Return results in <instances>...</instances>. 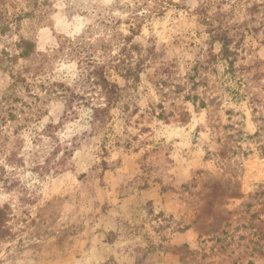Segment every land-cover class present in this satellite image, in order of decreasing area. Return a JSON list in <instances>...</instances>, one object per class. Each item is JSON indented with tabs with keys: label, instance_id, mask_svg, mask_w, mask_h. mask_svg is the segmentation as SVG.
<instances>
[{
	"label": "clouds",
	"instance_id": "1",
	"mask_svg": "<svg viewBox=\"0 0 264 264\" xmlns=\"http://www.w3.org/2000/svg\"><path fill=\"white\" fill-rule=\"evenodd\" d=\"M0 264H264V0H0Z\"/></svg>",
	"mask_w": 264,
	"mask_h": 264
}]
</instances>
